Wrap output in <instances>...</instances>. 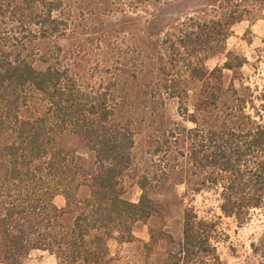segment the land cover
<instances>
[{
    "label": "trees",
    "instance_id": "16d2710c",
    "mask_svg": "<svg viewBox=\"0 0 264 264\" xmlns=\"http://www.w3.org/2000/svg\"><path fill=\"white\" fill-rule=\"evenodd\" d=\"M170 1L117 0L134 11ZM251 2L223 0L206 18L185 22L165 41L170 65L190 81L220 72L209 71L206 62L226 52ZM73 5L0 0V239L6 264H22L32 252L46 253L57 264H113L110 242L131 243L135 227L161 213L151 193L156 187L147 176L138 179V203L126 197L127 180L136 168V137L129 126L115 123L118 86L89 83L76 70L62 67L60 58L38 69L36 56L31 57L36 42L71 32ZM232 68L230 62L224 66ZM170 82L159 83L157 92L182 100L186 89L179 93ZM188 133L189 160L201 168L203 184L220 192L222 215L244 222L264 209V128L243 133L196 127ZM65 134L80 138L92 153L91 169L61 147ZM57 196L65 199L63 209L54 202ZM217 229L216 222L186 210L183 240L168 263L175 258L186 264L218 260ZM255 254L264 264V247Z\"/></svg>",
    "mask_w": 264,
    "mask_h": 264
},
{
    "label": "rangeland",
    "instance_id": "374dc122",
    "mask_svg": "<svg viewBox=\"0 0 264 264\" xmlns=\"http://www.w3.org/2000/svg\"><path fill=\"white\" fill-rule=\"evenodd\" d=\"M64 2L76 8L71 32L36 42L29 50L31 57L36 56L38 69L55 65L60 58L62 67L76 70L89 83L118 86L115 123L129 126L136 137V168L127 180L126 197L138 203L142 195L138 179L147 176L156 187L152 197L161 205V213L135 227L131 243L110 242L113 264H186L178 258L168 260L183 240L184 215L191 208L217 224L219 259H205L206 264H261L255 249L264 247V209L244 222L222 215L220 192L203 184L201 168L189 160L188 132L196 127L243 133L264 128V0H252L250 14L234 26L226 52L206 62L209 71L220 72L203 81L178 74L170 65L165 41L191 18L211 15L223 0H172L145 11H134L117 0ZM228 53L233 55L230 59ZM227 62L232 70L224 69ZM167 80L179 93L186 89L182 100L157 92L156 86ZM61 147L78 164L93 167L94 157L80 138L65 134ZM54 202L60 209L66 204L63 196ZM22 264L57 262L46 253L32 252Z\"/></svg>",
    "mask_w": 264,
    "mask_h": 264
},
{
    "label": "crops",
    "instance_id": "0c3cea01",
    "mask_svg": "<svg viewBox=\"0 0 264 264\" xmlns=\"http://www.w3.org/2000/svg\"><path fill=\"white\" fill-rule=\"evenodd\" d=\"M51 257H52V256H51ZM0 264H6V263H2V262H1Z\"/></svg>",
    "mask_w": 264,
    "mask_h": 264
}]
</instances>
